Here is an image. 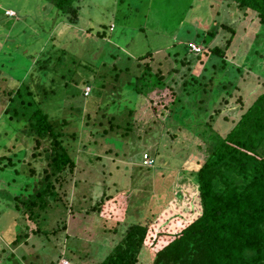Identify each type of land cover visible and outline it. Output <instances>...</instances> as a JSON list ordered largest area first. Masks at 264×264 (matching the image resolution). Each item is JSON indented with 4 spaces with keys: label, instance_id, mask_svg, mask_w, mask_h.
Masks as SVG:
<instances>
[{
    "label": "rangeland",
    "instance_id": "obj_1",
    "mask_svg": "<svg viewBox=\"0 0 264 264\" xmlns=\"http://www.w3.org/2000/svg\"><path fill=\"white\" fill-rule=\"evenodd\" d=\"M228 1L90 0L83 6L76 27L61 22L44 0H0V264H55L59 258L71 264H99L127 225L124 220L112 223L101 217L100 201L115 198L119 215L126 212L130 223L152 222L163 210L181 209L184 195L196 192L189 173L202 161L206 137L211 132L222 135L226 125L231 126L247 106L245 102L253 100L264 87V23L231 8ZM110 18L116 24L111 40L120 46L123 58L130 56L134 60L152 52L158 59L152 66L159 65L166 85L136 101L132 98V128L126 138L103 134L102 125H97L95 133V127L90 130L95 118L104 110L106 115H112L111 101L120 97L111 88L114 79L106 74V69L116 62L108 51L109 65L98 70L103 91L110 93L107 102L99 105V100L89 112L84 110L77 125L73 116L69 118L68 131L77 130L78 136L72 152L75 168L56 183L60 200L40 208L37 221L24 214L21 217L13 206V196L24 183L33 182L30 173L35 169L37 175L44 164L41 157L32 156L36 150L23 133V124L11 120L6 113L9 81L13 76L22 78V69L28 62L20 55H31L36 62L49 44L67 50L76 40L77 44L81 40L82 47L87 38L95 44L87 28L96 29L99 20ZM220 23L235 31L229 48L224 50L225 62L218 55L201 57L200 61L187 51L191 40L207 48H224L230 30L219 27ZM75 52L78 57L83 53L78 48ZM89 55L101 62L94 49ZM130 64L131 61L127 65ZM131 65L133 69L136 66ZM7 71L11 73L8 76ZM191 76L200 79L195 93L188 87L192 81L183 87ZM43 79L45 87H50V74ZM239 97L244 103L238 101ZM81 103L75 96L66 95L61 111L69 112L71 106ZM54 105L50 102L48 106L51 114L58 111ZM174 105L178 118L170 113ZM186 107L190 115L185 113ZM116 119L122 116L118 114ZM102 120L105 122V117ZM104 125L108 126L107 121ZM144 152L153 158L152 166L140 163L139 154ZM10 156L14 164L6 165ZM194 215L190 213L188 219ZM37 223L42 231L32 233ZM22 230L28 237L23 239L22 235L15 243Z\"/></svg>",
    "mask_w": 264,
    "mask_h": 264
},
{
    "label": "trees",
    "instance_id": "obj_2",
    "mask_svg": "<svg viewBox=\"0 0 264 264\" xmlns=\"http://www.w3.org/2000/svg\"><path fill=\"white\" fill-rule=\"evenodd\" d=\"M44 1L61 17V22L76 26L83 6L90 0ZM228 2L231 8L242 10L252 19L264 23V0ZM218 26L227 27L221 23ZM115 28L112 18L105 22L99 20L96 29L91 26L87 28L95 44L91 43V38L83 42L85 47L79 45L81 40L78 44L77 40L74 41L69 50L49 44L40 52L36 62H33L31 55H20L28 62L22 69L21 80L13 76V80L9 81L10 89L5 91L8 95L5 99L6 113L11 120L23 124L22 131L33 141L36 150L32 156L41 157L44 164L37 175L34 174L35 169L30 173L33 182L24 183L13 196V206L21 217L24 214L27 219L37 221L40 208L44 209L52 202L57 204L60 200L56 183H61L68 172L73 173L75 168L72 152L78 136L77 130L68 131L71 125L69 118L73 116L77 125L84 110L89 112L99 100V105L107 102L106 96H110V93L103 91L104 82L98 70L109 65L108 51L116 62L106 69V74L114 79L113 83V80L110 82L111 88L119 92L120 97L111 101L112 115H106L104 110V114L100 113L95 118V125L90 127V130L95 127V133L96 128L102 125L103 134L126 138L132 128V98L136 101L151 90L166 85V76L158 68L159 65L152 66L158 60L152 52L138 56L134 63L130 56L123 58L120 46L111 40ZM227 28L230 36L225 40L224 48L216 45L207 48L202 44V51L195 52L190 50L189 44L198 43L191 40L193 42L187 43V51L195 54L200 61H203L201 57L218 55L225 62L224 50L229 48L235 35L233 28ZM77 48L83 52L81 57L76 56ZM91 49L95 50L100 63L97 58L90 57ZM129 61L136 65L134 69L131 64L127 65ZM6 73L7 76L11 74L10 71ZM48 74L51 86L45 87L43 77ZM7 76L1 75L5 79ZM188 79L183 82V87L192 81L188 87L195 93L196 82H200V79H196V76ZM84 86L90 88L87 94L83 91ZM66 95L75 96L82 103L71 106L69 112L64 109L62 113ZM238 101L244 103L241 97ZM50 102L55 103L54 107L58 109L55 114H51L48 107ZM245 103L247 106H243L231 126L226 125L228 128L222 135L211 132L206 137L200 157L202 161L189 173L196 185V192L184 195L181 209L163 210L152 222L135 220L130 223L126 220V212L119 215L115 198L100 201L101 217L112 223L124 220L123 224L127 225L121 238L98 261L99 264H264V87L253 100ZM99 109L97 106L96 110ZM189 111L186 107L187 115H190ZM170 113L179 117L175 105ZM118 114L122 119H116ZM87 117L91 115L87 113ZM103 117L108 123L107 127ZM140 158L142 160V153L139 154ZM8 160L6 165L14 164L11 156ZM167 211H172V214L167 215ZM189 212L195 213L192 219H188ZM41 231L38 225L32 233ZM23 232L17 235L15 243L22 235L23 239L28 237Z\"/></svg>",
    "mask_w": 264,
    "mask_h": 264
},
{
    "label": "built area",
    "instance_id": "obj_3",
    "mask_svg": "<svg viewBox=\"0 0 264 264\" xmlns=\"http://www.w3.org/2000/svg\"><path fill=\"white\" fill-rule=\"evenodd\" d=\"M190 50H193L195 52L202 51L203 47L196 43H190ZM201 47V48H200ZM89 87L84 88V93L87 94L89 92ZM154 160L153 158L146 152L142 154V160L141 163L145 166H151L153 164ZM55 264H71L69 260L65 258H60Z\"/></svg>",
    "mask_w": 264,
    "mask_h": 264
},
{
    "label": "clouds",
    "instance_id": "obj_4",
    "mask_svg": "<svg viewBox=\"0 0 264 264\" xmlns=\"http://www.w3.org/2000/svg\"><path fill=\"white\" fill-rule=\"evenodd\" d=\"M153 163H154V162H153ZM152 165H153V164H152ZM152 165H151V166H152ZM65 259H66V258H65ZM67 260H68V259H67Z\"/></svg>",
    "mask_w": 264,
    "mask_h": 264
}]
</instances>
